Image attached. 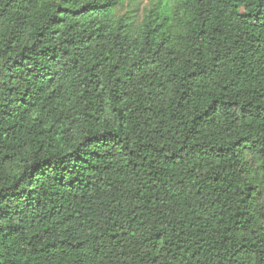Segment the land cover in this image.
<instances>
[{"label": "trees", "instance_id": "obj_1", "mask_svg": "<svg viewBox=\"0 0 264 264\" xmlns=\"http://www.w3.org/2000/svg\"><path fill=\"white\" fill-rule=\"evenodd\" d=\"M0 0V264H264V0Z\"/></svg>", "mask_w": 264, "mask_h": 264}, {"label": "rangeland", "instance_id": "obj_2", "mask_svg": "<svg viewBox=\"0 0 264 264\" xmlns=\"http://www.w3.org/2000/svg\"><path fill=\"white\" fill-rule=\"evenodd\" d=\"M171 1L172 0H126L125 4L119 7L117 16L118 18L131 16L136 17L137 21H142L153 6Z\"/></svg>", "mask_w": 264, "mask_h": 264}]
</instances>
